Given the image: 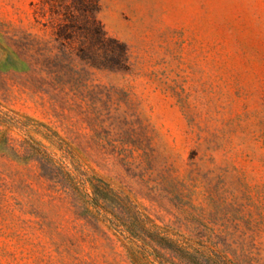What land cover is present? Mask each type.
<instances>
[{"label":"rangeland","instance_id":"374dc122","mask_svg":"<svg viewBox=\"0 0 264 264\" xmlns=\"http://www.w3.org/2000/svg\"><path fill=\"white\" fill-rule=\"evenodd\" d=\"M153 226L264 264V0H0V264H134Z\"/></svg>","mask_w":264,"mask_h":264},{"label":"trees","instance_id":"16d2710c","mask_svg":"<svg viewBox=\"0 0 264 264\" xmlns=\"http://www.w3.org/2000/svg\"><path fill=\"white\" fill-rule=\"evenodd\" d=\"M97 204V203H96ZM137 221L139 223H143V220L140 217H136ZM156 226H153L152 228L148 229V233L150 235L143 234L140 235L137 232H134V237L138 238V240L141 242V246L138 247V250L135 249L133 253H135L136 263L134 264H154L152 259L147 258L145 255H143L144 247L149 248L151 250V254H153L155 258V262H158L161 264V261L169 260L167 257H165L164 252H168L172 258L178 259L179 264H183L184 255L187 251V248L182 244V241L179 242L176 239L171 238L167 233L158 230ZM163 232V233H162ZM158 261H157V259Z\"/></svg>","mask_w":264,"mask_h":264}]
</instances>
